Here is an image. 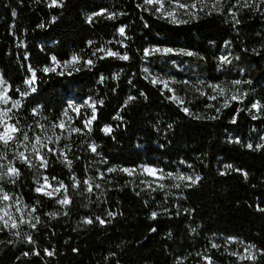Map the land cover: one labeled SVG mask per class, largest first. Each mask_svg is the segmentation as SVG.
I'll return each mask as SVG.
<instances>
[{
	"label": "trees",
	"instance_id": "obj_1",
	"mask_svg": "<svg viewBox=\"0 0 264 264\" xmlns=\"http://www.w3.org/2000/svg\"><path fill=\"white\" fill-rule=\"evenodd\" d=\"M50 3L0 0V77L11 98L4 106L12 109L9 122L19 121L30 138L48 136L63 117L68 128L83 129L67 128L57 148L50 145L55 151L42 153L43 173L59 186L63 182L71 203H58L64 189L51 196L35 190L34 153L27 155L29 166L17 158L24 147L0 149V171L9 164L19 170L18 176L0 175V189L12 197L0 208L17 202L18 224L13 229L0 222V264H209L206 257L211 264H264V107L252 108L264 106V3L220 0L215 9H197L180 23L144 0ZM152 47L172 51L153 53ZM74 55L79 63L59 68ZM53 56L55 71L43 72ZM32 71L35 92L25 83ZM160 73L177 80L188 113L151 82L150 74ZM25 91L30 94L22 97ZM14 100L22 106L12 108ZM93 103L96 119L88 132L84 121ZM117 114L122 119H114ZM106 125L110 134L102 131ZM140 165L159 169L163 179L153 184L137 171ZM178 176L200 179L191 184ZM249 245L255 259H241Z\"/></svg>",
	"mask_w": 264,
	"mask_h": 264
},
{
	"label": "snow or ice",
	"instance_id": "obj_2",
	"mask_svg": "<svg viewBox=\"0 0 264 264\" xmlns=\"http://www.w3.org/2000/svg\"><path fill=\"white\" fill-rule=\"evenodd\" d=\"M145 4H148V5H158V7L156 8V11L157 12H160L163 16H165L166 18H169L172 22L174 23H180V22H185V21H179L177 19V12H176V9H183L185 11L186 14H189V15H192L193 17H195V10L197 9V5L199 4L200 5V10L203 9V7H206L207 6V0H193V3L192 4H186V3H181L180 0H168V3L170 5L173 6V10L171 11H167L165 10V0H144ZM220 0H215V3L212 4V7L213 9H215L216 5L219 4ZM261 3H264V0H261ZM50 7H53V6H62L61 5V0H51V3L49 5ZM246 6L247 3H246ZM103 14V12L101 13H95L94 15H101ZM234 15V14H233ZM115 17V14H109V18H114ZM55 20V17H53V21ZM238 23V21H237ZM41 27H43V25H41ZM118 32L121 36H124L125 34V28L124 27H120L118 29ZM92 42L90 41L89 44H91ZM97 51L99 52H105V49L103 48H100V49H97ZM164 52V53H169L171 52L172 50L171 49H152L151 52ZM150 54V51L149 50H145V55H149ZM187 55H192V53H186ZM93 55H95V52L93 53ZM105 55H108V56H117L119 59H122V60H127L129 57L127 54H123L121 55L120 53L118 52H113L111 51V49L107 50L105 52ZM103 58V57H101ZM53 63L56 64L58 63L56 61V57H52L51 58ZM220 60L222 63H230V61L228 60L227 56H222L220 57ZM75 63H79V57L77 56H73L71 58V61H68V62H65V67H67L68 64H75ZM87 64L91 65L93 62L92 60H88L86 61ZM43 72L47 73V72H50V71H55V67H52V68H49V67H45L42 69ZM25 83L29 86V88L31 89V92H35L36 91V88L34 87V83H35V71H32V78L31 79H28L25 81ZM153 84H156V83H163L164 84V87L167 88L168 87V84L167 82H161V81H158V80H153L152 81ZM240 81H234L233 84H239ZM6 84V81L3 80L2 77H0V86L2 85H5ZM17 91H19V89H17ZM169 91H171V89H169ZM7 92H8V87H4L3 91L0 92V102H3L5 104H7L9 102V100L11 99L10 97H8L7 95ZM220 92L223 93V89H220ZM30 93L25 91V92H20V95L22 97L24 96H27L29 95ZM135 99V97H129V101ZM171 99L173 100H177L178 103H183V101H180L178 100L177 97L173 96L171 97ZM212 99H215V97H212ZM231 99L235 100L237 99V96H232ZM87 103V102H85ZM100 103H103L102 101ZM128 101H125V106L127 105ZM22 104H21V101L20 100H14L12 101V108H19L21 107ZM69 107L73 108L74 111H79L78 108L72 106V105H69ZM90 107L92 108V115L89 119L85 120L84 121V129H87L88 132H91V124L92 122L96 119V107H95V103L91 104ZM261 107H264L262 105L259 104V102H256V103H253L252 105V108L254 109H257L259 110ZM12 109H7V110H0V144H3L5 147H8L9 144H16L17 147H25V149L27 150V144L29 142H31V150L32 152L35 154V158L39 161L40 163V166L41 167H47V159L46 157L41 154V149L42 148H47V144L44 142L45 140L47 141V143H53V140H52V137L50 136H47V134L45 133V136L44 138L42 139L41 136L39 135H35L34 137L30 138L29 135H28V132L27 131H24L22 128L18 127V124H19V121H17L16 123H9V121L12 119L11 116L8 115L9 112H11ZM183 111L185 113H188L189 110L185 107L183 108ZM38 112L37 109H33V115H36ZM64 115L67 116L68 113H67V110H65L64 112ZM114 119H122L119 114H117L116 117H114ZM213 119H215V117H213ZM233 123H235V118L233 119L232 121ZM37 127L41 128L42 130L44 129V125L42 124H39V122H37ZM53 128H60L62 131L65 130L66 128V124L63 120H61L59 123L57 124H53ZM69 130V133H82L83 132V129H80V128H75V127H69L68 128ZM102 131H104L106 134H110L112 132V128L111 126H108L106 125ZM18 137H21L22 139L18 140ZM60 139L59 136L56 137V142H58ZM39 146V147H38ZM90 149L92 152H96V145L95 144H91L89 145ZM249 148L252 147L251 144L248 145ZM48 151L49 152H52L53 149L51 148H48ZM60 155H62L64 157V162L68 165V167L70 168L71 167V164H72V161L68 159L67 155L61 151ZM17 158H19L21 160L22 163H25V164H28L29 166H32V161L28 158L27 155H25V151H18L17 152ZM0 167H3L2 165H0ZM226 167L228 168H231L232 166L231 165H227ZM144 172L150 174V175H155L156 174V169H153L151 167H144ZM109 172L111 171H115V169H108ZM122 171H125V172H128L129 174H131V171L132 170H129V169H122ZM0 175H9V176H18L19 175V170L12 166L11 164H9L8 168H7V172L6 173H2ZM168 176H172L171 173H168L167 174ZM246 175V174H245ZM161 178H163V176H161ZM53 180H55L56 178L53 177L52 178ZM179 179L181 180H184V179H187V180H190L191 181V184H195L199 181L200 177L197 176L195 177V179H193L192 177H183V176H180ZM84 183L87 186V191L88 192H91L93 189H92V185L88 182V181H84ZM74 187H79V182H76L74 185ZM49 187H52L51 184H49L47 182V177H45V184L44 185H41L40 187H37L36 188V191L37 192H42L43 194L45 195H49L51 196L52 195V192H47V191H44L45 188H49ZM96 187L98 188L99 185H96ZM161 187H163V185H161ZM177 187H179V185H177ZM61 189H64V195H63V198H61L60 200H58V203L63 205V206H67L71 203V199L70 197L67 195V189L65 187V185L63 184V182H60V186L59 188H54L53 189V192H59ZM12 200V197L9 196L7 193L3 192L2 189H0V201H10ZM10 205H5L4 208H0V222L3 223L4 227L7 228V227H11L13 229L17 228L18 227V224L15 220H13V217H12V214L7 211V208H9ZM17 212H20L21 209L20 208H17L16 209ZM35 211V208L32 209V212ZM66 214V213H65ZM54 215V214H53ZM109 215H113V213H109ZM157 214L155 212L152 213V217L155 218ZM5 217H7V219H5ZM36 222L38 223L39 222V218L36 217ZM97 220L100 221V223H104V220H101L99 217H97ZM11 221V223H10ZM24 218H23V215H21L20 217V223H24ZM85 223H92L93 221L91 219H86L84 221ZM31 227L35 228V223H32L30 224ZM153 231H155V229H153ZM29 242L32 243L33 241L31 240V237H29ZM213 247H216V245H213ZM255 246L254 245H249L247 246L246 248V251H248V256L247 257H244L242 256L241 259H255V255L252 253V249L254 248ZM47 252L48 255H52L53 253L52 252H48L47 250H45ZM37 255L39 253H36ZM27 255V253L25 254ZM205 259H208L209 261V264H211V260L210 258H205Z\"/></svg>",
	"mask_w": 264,
	"mask_h": 264
},
{
	"label": "rangeland",
	"instance_id": "obj_3",
	"mask_svg": "<svg viewBox=\"0 0 264 264\" xmlns=\"http://www.w3.org/2000/svg\"><path fill=\"white\" fill-rule=\"evenodd\" d=\"M254 2V1H256V0H244V2ZM180 2L181 3H186V4H192L193 3V0H180ZM213 3H215V0H207V8H213L212 7V4ZM218 5V4H217ZM149 7L150 8H152L157 14H159V15H161V16H163L160 12H157L156 11V8L158 7V5H149ZM197 9H200V5L198 4L197 5ZM196 9V10H197ZM165 10H167V11H171V10H173V6L172 5H170L169 3H168V0H165ZM195 10V11H196ZM176 12H177V19L179 20V19H182V18H184V17H188V16H191V15H189V14H186L185 13V11L183 10V9H176ZM163 17H165V16H163ZM152 49H157L156 47H152L151 48V50ZM162 52V51H161ZM72 58V57H71ZM71 58H69L68 60H66L65 62H68V61H71ZM65 62H63V63H61L60 65H59V68H61V69H66V68H70V67H72L74 64H68L67 65V67H65ZM58 66V64L56 63V64H52L49 68H52V67H57ZM150 79H151V82L155 79V80H158V81H161V82H167V84H168V87L167 88H165L164 87V84L163 83H156L157 85H159L160 87H161V89H163V90H165V91H167L168 93H169V97L171 98V97H173V96H175V97H177L178 98V100H180V101H183V99L177 94V92H176V88H177V86L179 85V83L177 82V80H175L173 77H171V76H169L168 74H166V73H164V74H150ZM28 86V85H27ZM4 87H7L6 85H2V86H0V92H2L3 91V89H4ZM29 87V86H28ZM169 89H171V91H169ZM173 100V99H172ZM176 104H178L180 107H182V108H184V101H183V103L181 104V103H178V101L177 100H173ZM6 104L5 103H3V102H0V110H4V106H5ZM62 120L65 122V124H66V128H65V130H61L60 128H56V130L54 129V130H52L51 132H49V135L48 136H50V137H52V140H53V143H47V141L45 140L44 142L47 144V148H42L41 149V154L44 152V151H48V148H50V145L52 144V146H54V149L55 148H57V143H56V137L57 136H61L66 130H67V128H68V126H69V124H70V121H69V119H68V117H63L62 118ZM10 123V122H9ZM44 134L42 135V139L44 138ZM9 146H11L10 144L8 145V147ZM8 147H5L3 144H0V149H4V148H8ZM32 147V146H31ZM31 147L29 146L28 148H27V150L25 149V147L23 148V151H25V154L26 155H29V154H31V152H32V150H31ZM39 147V146H38ZM53 149V151H55ZM33 153V152H32ZM35 155V154H34ZM35 160L38 162V164H37V168H36V171H35V190H36V188L37 187H40L41 185H44L45 184V177H47L44 173H43V169H44V167H41L40 166V163H39V161L35 158ZM0 165H2V163H1V161H0ZM144 167H151V168H153V169H156L157 171H156V174L155 175H150V174H148V173H146V172H144ZM1 168V167H0ZM1 170V169H0ZM139 173H141V174H143V175H146V176H148L150 179H151V182L153 183V184H158L159 183V181L161 180V179H163V178H161V176H163V174L159 171V169H157V168H155V167H152V166H149V165H140L139 167H138V170H137ZM1 172V171H0ZM7 172V169L5 170V172H1V173H6ZM0 173V174H1ZM7 177V176H9V175H1V178H3V177ZM180 176H178V178H179ZM184 180H187V179H184ZM47 182L49 183V184H51V186L52 187H49V188H45L44 189V191H47V192H52V194H55V193H57V192H53V189L54 188H59V185H57L56 183H54L52 180H50V179H48L47 178ZM42 193V192H41ZM17 202H13V203H11V202H8V203H6L7 205H10V207L9 208H7V211H9L11 214H12V217L15 215V210H14V207L16 208L17 207V204H16ZM5 204V205H6ZM4 206V205H3ZM5 207V206H4ZM3 207V208H4ZM16 213H17V211H16ZM5 219H7V217H5ZM237 251V255L240 257L241 255H243L244 254V252L246 251V249L245 248H243L242 249V252H243V254H240L238 251L239 250H236Z\"/></svg>",
	"mask_w": 264,
	"mask_h": 264
}]
</instances>
